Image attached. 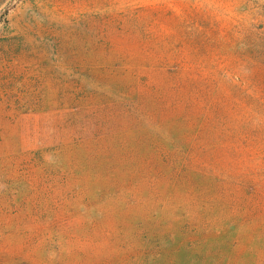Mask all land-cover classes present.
I'll use <instances>...</instances> for the list:
<instances>
[{
  "label": "rangeland",
  "instance_id": "1",
  "mask_svg": "<svg viewBox=\"0 0 264 264\" xmlns=\"http://www.w3.org/2000/svg\"><path fill=\"white\" fill-rule=\"evenodd\" d=\"M0 264H264V0H0Z\"/></svg>",
  "mask_w": 264,
  "mask_h": 264
}]
</instances>
